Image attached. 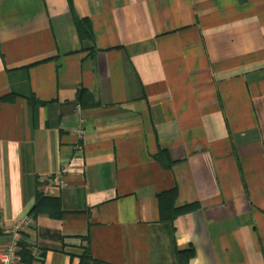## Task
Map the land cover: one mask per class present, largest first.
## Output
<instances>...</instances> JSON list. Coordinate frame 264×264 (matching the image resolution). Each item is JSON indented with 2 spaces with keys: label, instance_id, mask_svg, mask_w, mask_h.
<instances>
[{
  "label": "crops",
  "instance_id": "crops-1",
  "mask_svg": "<svg viewBox=\"0 0 264 264\" xmlns=\"http://www.w3.org/2000/svg\"><path fill=\"white\" fill-rule=\"evenodd\" d=\"M16 233L24 264H264V0H0Z\"/></svg>",
  "mask_w": 264,
  "mask_h": 264
},
{
  "label": "built area",
  "instance_id": "built-area-1",
  "mask_svg": "<svg viewBox=\"0 0 264 264\" xmlns=\"http://www.w3.org/2000/svg\"><path fill=\"white\" fill-rule=\"evenodd\" d=\"M81 135L84 134L83 130L79 131ZM79 150H82V147H78ZM17 227H20L17 225ZM34 260L31 264H39V259L36 257L35 252H33ZM0 264H24L21 257V247H20V238L18 233L14 234L11 239L8 241L7 247L0 251Z\"/></svg>",
  "mask_w": 264,
  "mask_h": 264
},
{
  "label": "trees",
  "instance_id": "trees-1",
  "mask_svg": "<svg viewBox=\"0 0 264 264\" xmlns=\"http://www.w3.org/2000/svg\"><path fill=\"white\" fill-rule=\"evenodd\" d=\"M185 210H189V208L185 209ZM24 254V253H23Z\"/></svg>",
  "mask_w": 264,
  "mask_h": 264
}]
</instances>
